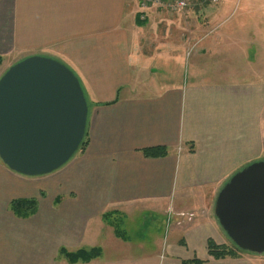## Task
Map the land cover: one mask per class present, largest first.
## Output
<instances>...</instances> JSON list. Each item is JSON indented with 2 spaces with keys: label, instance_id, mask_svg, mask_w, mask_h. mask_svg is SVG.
<instances>
[{
  "label": "crops",
  "instance_id": "crops-1",
  "mask_svg": "<svg viewBox=\"0 0 264 264\" xmlns=\"http://www.w3.org/2000/svg\"><path fill=\"white\" fill-rule=\"evenodd\" d=\"M141 1L0 0L2 64L57 59L89 107L87 144L59 169L25 176L0 160V264H264V253H207L208 239L226 245L213 214L220 189L264 161V65L250 52L251 32L226 27V47L198 42L197 12ZM219 12H204L203 22ZM156 146L167 154L144 156ZM23 199L36 203L25 217L10 207ZM104 213L121 216L122 227L150 215L164 237L156 232V250L126 256L129 242ZM60 248L100 253L70 263Z\"/></svg>",
  "mask_w": 264,
  "mask_h": 264
},
{
  "label": "water",
  "instance_id": "water-1",
  "mask_svg": "<svg viewBox=\"0 0 264 264\" xmlns=\"http://www.w3.org/2000/svg\"><path fill=\"white\" fill-rule=\"evenodd\" d=\"M88 110L79 78L61 61L30 55L11 64L0 76V160L25 176L59 169L84 140ZM213 214L239 249L264 253V161L231 176Z\"/></svg>",
  "mask_w": 264,
  "mask_h": 264
},
{
  "label": "rangeland",
  "instance_id": "rangeland-1",
  "mask_svg": "<svg viewBox=\"0 0 264 264\" xmlns=\"http://www.w3.org/2000/svg\"><path fill=\"white\" fill-rule=\"evenodd\" d=\"M197 0H186V6L180 11L187 12H197L200 23V33L198 34V42L205 41H217L226 47V27L239 26L245 28L251 32L248 40L252 41L253 44L250 46V52L257 53L258 57L261 56V62L264 65V0H218L216 2H211L207 0H200L199 5L196 7ZM165 10V7H162ZM219 9L220 12L217 13V17L210 20L208 23L203 22L202 16L205 15L204 12L215 11ZM169 11V10H168ZM193 14V13H192ZM249 34V33H248ZM246 36V35H245ZM249 37V36H248ZM226 54V53H225ZM185 61V59L183 58ZM8 67V61L1 63L0 65V76ZM169 68V67H166ZM264 69V66H263ZM80 150V149H79ZM78 150V151H79ZM119 218L123 219L121 216L117 215ZM188 216V215H187ZM150 215L141 214L140 217H134L128 223L122 227V231L125 232L124 236L120 239L129 242L126 248L122 250L125 252L124 255L140 254L143 251L156 250L154 245V240L156 232L160 229L164 231V225L160 220L152 222ZM218 231L220 235L225 239L226 244L233 246V242L225 233V231L218 226ZM160 231L161 237H164V232ZM142 238H145L144 240ZM143 244V249L137 244L139 242ZM120 259H125L121 257ZM52 258L46 261V263L53 264ZM58 261V259H56ZM62 264H68L66 261L61 262Z\"/></svg>",
  "mask_w": 264,
  "mask_h": 264
},
{
  "label": "trees",
  "instance_id": "trees-1",
  "mask_svg": "<svg viewBox=\"0 0 264 264\" xmlns=\"http://www.w3.org/2000/svg\"><path fill=\"white\" fill-rule=\"evenodd\" d=\"M2 63V57H0V65ZM87 144V134H85L84 140L82 141L79 149H82ZM143 154L146 157H162L167 154L166 147L163 146H156L151 148L143 149ZM13 212H15L18 216H28L35 211L36 203L34 200H16L13 201L10 205ZM115 213H104L103 219L108 224H110L116 234L119 237L124 236L125 232L122 231V219L119 218L117 215H113ZM245 252L239 249L236 245H223L217 244L212 239L207 240V253L210 257L214 259H222L226 257L236 258L239 256V253ZM59 253L63 255L66 260L70 263H76L78 261L87 262L95 257H97L100 251L96 248L85 250V249H78L76 251H67L64 248H60ZM204 261L198 258H193L189 260H182L181 264H203Z\"/></svg>",
  "mask_w": 264,
  "mask_h": 264
},
{
  "label": "built area",
  "instance_id": "built-area-1",
  "mask_svg": "<svg viewBox=\"0 0 264 264\" xmlns=\"http://www.w3.org/2000/svg\"><path fill=\"white\" fill-rule=\"evenodd\" d=\"M211 2H216L218 0H207ZM157 5L160 7H165L169 11H180L186 6V0H142L141 7H146L148 5ZM181 216H186V214L180 213ZM189 214L188 217H191Z\"/></svg>",
  "mask_w": 264,
  "mask_h": 264
}]
</instances>
